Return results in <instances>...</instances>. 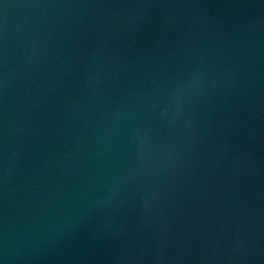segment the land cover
I'll use <instances>...</instances> for the list:
<instances>
[{
	"label": "water",
	"instance_id": "obj_1",
	"mask_svg": "<svg viewBox=\"0 0 264 264\" xmlns=\"http://www.w3.org/2000/svg\"><path fill=\"white\" fill-rule=\"evenodd\" d=\"M0 264H264V0H0Z\"/></svg>",
	"mask_w": 264,
	"mask_h": 264
}]
</instances>
